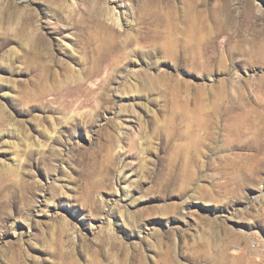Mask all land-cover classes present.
Returning <instances> with one entry per match:
<instances>
[{
  "label": "rangeland",
  "instance_id": "obj_1",
  "mask_svg": "<svg viewBox=\"0 0 264 264\" xmlns=\"http://www.w3.org/2000/svg\"><path fill=\"white\" fill-rule=\"evenodd\" d=\"M0 264H264V0H0Z\"/></svg>",
  "mask_w": 264,
  "mask_h": 264
}]
</instances>
